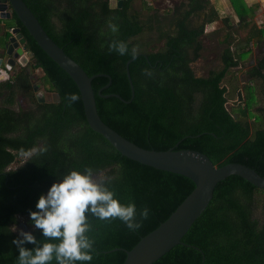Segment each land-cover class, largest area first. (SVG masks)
<instances>
[{"label":"trees","instance_id":"16d2710c","mask_svg":"<svg viewBox=\"0 0 264 264\" xmlns=\"http://www.w3.org/2000/svg\"><path fill=\"white\" fill-rule=\"evenodd\" d=\"M22 1L49 38L88 76L110 77L101 95L116 94L123 101L98 96L109 82L106 77L91 82L97 114L109 128L146 150H193L206 155L216 167L242 164L264 178V25L253 20L258 4L228 0L238 25H227L218 68L197 77L190 63L201 49L203 26L188 30L179 23L170 29L147 0H139L144 16L130 12L135 0H122L120 8H110L108 0ZM213 21L209 11L206 23ZM4 22L0 59L6 57L8 30L19 27L24 49L32 54L29 67L41 74L38 83H32L26 68H12L9 79L0 82V264H17L18 249L11 241L20 238L12 231L18 217L38 211L35 203L52 183L85 167H91L94 177L113 190L121 203L131 200L138 211L149 209L148 218L135 231L118 219L100 220L85 213L90 225L87 235L94 241L92 259L76 264H122L124 251L164 222L194 184L184 176L120 155L88 127L79 91L70 77L37 46L14 14ZM109 22L118 26L117 32H111ZM137 37L140 40L134 41ZM114 40L126 42L129 52L120 55L110 50ZM250 43L257 46L259 56L245 72L249 82L239 95L237 88L229 91L222 83L226 75L236 78L234 69L251 55ZM133 47L140 55L128 65L131 98L125 63L133 57ZM41 87L51 94L42 102L34 90ZM233 92L239 103L227 109ZM69 93L79 99L69 103ZM17 96L28 101L27 109H14ZM33 148L46 150L10 168L18 157L26 156L21 150ZM29 233L34 242L23 245L29 250L60 240L43 236L37 227ZM153 264H264V191L238 176L220 181L181 244Z\"/></svg>","mask_w":264,"mask_h":264},{"label":"water","instance_id":"95a60500","mask_svg":"<svg viewBox=\"0 0 264 264\" xmlns=\"http://www.w3.org/2000/svg\"><path fill=\"white\" fill-rule=\"evenodd\" d=\"M259 1L264 8L263 0ZM113 3L117 4V7H121L122 0H109L110 8H114ZM11 13L16 16L37 46L74 82L80 94L86 123L92 131L102 136L123 157L160 171L184 176L194 184L193 190L164 222L142 237L130 250L124 251L125 258L122 264H153L174 246L181 244L182 237L208 206L215 186L227 177L238 176L264 191V178L245 165L229 163L216 167L206 155L197 151L146 150L120 136L100 120L91 86L93 79L104 76L109 79V82L97 92L98 96L104 98L115 97L123 101L116 94L101 95V90L109 86L110 77L104 74L88 76L74 60L68 57L49 38L22 0H0V18L5 17V19H8ZM12 33L14 36L8 39L5 49L7 59L4 63V69L7 72L12 70L15 63L24 67L28 60L32 58L31 53L27 52L25 56L22 49L19 48V45H24L25 40L18 29H14ZM136 56L125 63V75L130 86L131 98L133 97V86L128 65ZM1 63L2 59H0V65ZM5 80V76L0 75V82ZM31 81H35V77L31 76ZM34 90L36 91V88ZM36 97L40 102L43 101L41 93H37Z\"/></svg>","mask_w":264,"mask_h":264},{"label":"clouds","instance_id":"9594fccd","mask_svg":"<svg viewBox=\"0 0 264 264\" xmlns=\"http://www.w3.org/2000/svg\"><path fill=\"white\" fill-rule=\"evenodd\" d=\"M111 32L118 31V26L109 22ZM118 54L125 55L129 46L124 41L114 40L109 44ZM137 49H131L135 56ZM69 103L79 99L76 93L66 95ZM45 148H33L28 152L21 150L22 155H30ZM35 208L29 211L35 227L42 230L45 237L60 238L58 243L45 242L42 246L29 250L23 245L33 243L34 237L21 231L20 238L11 241L18 249L17 264H47L55 259L56 264H76L77 261H90L94 241L87 235L90 225L87 223L86 212L100 220L118 219L124 226L135 231L141 227V221L148 218L147 207L137 210L133 201L121 203L115 193L103 181L94 178V170L85 167L83 171L71 170L58 182H54L41 194ZM139 217V219H138Z\"/></svg>","mask_w":264,"mask_h":264},{"label":"rangeland","instance_id":"374dc122","mask_svg":"<svg viewBox=\"0 0 264 264\" xmlns=\"http://www.w3.org/2000/svg\"><path fill=\"white\" fill-rule=\"evenodd\" d=\"M147 2H151L152 3L151 5H153V7L155 6V1L147 0ZM114 5L115 4L113 3L112 6H114ZM156 6L159 10L156 9L155 7H154V9H156L158 11L159 17L162 18L161 14H163V10L161 9V7L158 6V4ZM130 12L133 14L138 13L140 16H144V11L140 5L139 0H135L133 2ZM162 22H163V20H162ZM220 38H221L220 34L203 35L202 40H201L202 41L201 42V49L198 52V57L195 60H193V62L190 63V68L192 69L195 76L206 77L208 75L209 71H211L212 69L218 68V63H219L218 54H219V51L221 49ZM136 40H140L139 37L134 39V41H136ZM258 56H259V52L257 50H253L252 54L248 57V59H246L236 69H234V73H237L236 78L234 80H231L230 75H226L222 84L225 85L229 91L231 90V88L234 91H236V88H237V91H239L238 92L239 95H242L243 94V86L249 82V80L247 79V76L245 75V72L254 63V60ZM32 73H33V77H35L34 82L38 83L39 76L41 74L40 71L39 70L32 71ZM252 83H254V82L252 81ZM38 90L44 95V97H46L48 99L51 98V94L48 91H46L44 87L38 88ZM39 91H37V93ZM234 94H235V92H233V99L227 101V103H226L227 109H229L230 107H233V106L236 107V103H239L238 96L237 95L234 96ZM256 97H257L256 99L259 100V94H257ZM28 107H29L28 101L21 96H17L16 105H15L14 109L15 110L27 109ZM28 156L29 155H26L23 157H18L16 162H14L10 166V168H15V167L21 165L26 160V158ZM94 178L97 179V181H98L99 177L96 176ZM17 220H18V224L12 227V231L17 235H19V233L21 231L29 233L33 228H35L34 222L30 218V216H19Z\"/></svg>","mask_w":264,"mask_h":264},{"label":"crops","instance_id":"0c3cea01","mask_svg":"<svg viewBox=\"0 0 264 264\" xmlns=\"http://www.w3.org/2000/svg\"><path fill=\"white\" fill-rule=\"evenodd\" d=\"M155 1V8L157 4L163 10L162 20L164 25H170V29L174 25H185L188 30H197L203 26V35L220 34L222 41L223 35L226 34L227 25L236 26L238 20L232 12L228 0H153ZM249 6L258 4V9L254 15V22L256 25L262 27L264 25V8L259 0H243ZM207 3V7H202ZM117 4L114 5L116 7ZM153 7V5H152ZM153 7V8H154ZM120 8V7H119ZM155 11L158 13V11ZM159 10V9H158ZM212 13L214 21L206 23L207 15ZM227 20V22H225ZM251 53L257 50L255 44L250 43ZM232 49V48H231ZM259 52V51H258ZM3 68V67H2ZM4 69V68H3Z\"/></svg>","mask_w":264,"mask_h":264},{"label":"flooded vegetation","instance_id":"af4514ba","mask_svg":"<svg viewBox=\"0 0 264 264\" xmlns=\"http://www.w3.org/2000/svg\"><path fill=\"white\" fill-rule=\"evenodd\" d=\"M108 2H109V0H108ZM12 15H13V13H11L10 14V16H9V18L8 19H5V17L4 18H0V27H3V25L5 24V22H4V20H10L11 18H12ZM13 30L14 29H18V32L22 35V33L20 32L21 31V28H19V27H15V28H12ZM9 33V32H8ZM11 36H10V34H9V37H8V39L10 38ZM25 44V43H24ZM19 48H21L22 49V51L23 52H26L27 53V51L24 49V45H19ZM22 52V53H23ZM6 56V55H5ZM6 59H7V56L5 57V59L3 60L2 59V63H1V67H3L4 68V63H5V61H6ZM29 61L30 60H28V62H27V64L24 66V68H26L27 69V71L28 72H30L32 75H33V73H32V70L31 69H29L30 67H29V65H30V63H29ZM18 67H22V66H20L19 64H17V63H15V65L13 66V68H18ZM5 70V69H4ZM35 71H37V70H35ZM31 75V76H32ZM34 82V81H33ZM32 82V83H33ZM37 91H39L38 89H36V91H35V93L37 94ZM40 92V91H39ZM38 92V93H39ZM41 93V92H40ZM42 94V93H41ZM42 96H43V100L45 99L46 100V97H44V95L42 94Z\"/></svg>","mask_w":264,"mask_h":264},{"label":"built area","instance_id":"2783aa9c","mask_svg":"<svg viewBox=\"0 0 264 264\" xmlns=\"http://www.w3.org/2000/svg\"><path fill=\"white\" fill-rule=\"evenodd\" d=\"M12 31H13L12 28L8 30V32H9V34H10L11 37L14 36V34L12 33ZM23 55L26 56V55H27L26 52H23ZM8 73H9V72L5 71V70L0 66V75H4L5 78H6V80L9 79V74H8Z\"/></svg>","mask_w":264,"mask_h":264},{"label":"bare ground","instance_id":"6f19581e","mask_svg":"<svg viewBox=\"0 0 264 264\" xmlns=\"http://www.w3.org/2000/svg\"><path fill=\"white\" fill-rule=\"evenodd\" d=\"M263 2H264V0H263Z\"/></svg>","mask_w":264,"mask_h":264}]
</instances>
